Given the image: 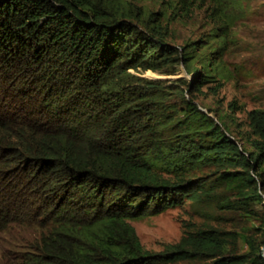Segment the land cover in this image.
<instances>
[{
	"label": "trees",
	"instance_id": "trees-1",
	"mask_svg": "<svg viewBox=\"0 0 264 264\" xmlns=\"http://www.w3.org/2000/svg\"><path fill=\"white\" fill-rule=\"evenodd\" d=\"M212 2L213 32L174 44L135 0H0V264H264V110L233 135L196 101L226 73ZM186 203L245 224L146 249L129 220Z\"/></svg>",
	"mask_w": 264,
	"mask_h": 264
},
{
	"label": "rangeland",
	"instance_id": "rangeland-1",
	"mask_svg": "<svg viewBox=\"0 0 264 264\" xmlns=\"http://www.w3.org/2000/svg\"><path fill=\"white\" fill-rule=\"evenodd\" d=\"M147 9L160 11L161 24L167 30V39L174 44H183L187 40L207 37L216 24L209 19L207 9L212 0H194L190 10L183 15L179 9H173L175 0H135ZM229 3H227L228 5ZM230 19L225 34L224 50L221 55L226 69L221 87L214 92L212 87H201L196 93V101L203 110L219 122L220 118L229 127L231 134L245 131L246 112L259 108L264 110V0H238L230 3ZM173 77L190 79L184 66ZM148 77H165L153 71L145 73ZM233 102V106L230 103ZM262 218L261 205L253 207ZM135 228L141 244L150 250H161L168 243L177 241L185 229L204 224L217 226L225 230H239L245 221L237 210L222 211L209 207L198 210L190 204L168 207L156 214H149L129 220ZM6 236L0 234V252ZM236 249L243 250L238 240ZM170 264H211L210 262L180 261Z\"/></svg>",
	"mask_w": 264,
	"mask_h": 264
}]
</instances>
